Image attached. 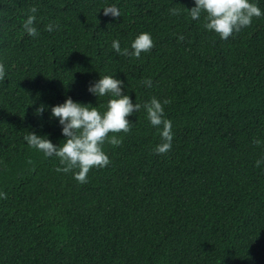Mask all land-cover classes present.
Listing matches in <instances>:
<instances>
[{
  "label": "trees",
  "instance_id": "1",
  "mask_svg": "<svg viewBox=\"0 0 264 264\" xmlns=\"http://www.w3.org/2000/svg\"><path fill=\"white\" fill-rule=\"evenodd\" d=\"M108 4L120 16L105 15ZM33 5L37 37L22 28ZM191 6L0 0V264H264V163L255 166L264 157V15L220 39L188 16ZM50 22L58 30L45 31ZM141 31L153 47L139 58L112 50ZM105 74L133 102L168 99L172 147L155 154L160 138L134 112L130 131L114 134L122 142L103 145L109 164L79 183L23 136L62 143L47 106L71 97L100 107L106 97L86 89Z\"/></svg>",
  "mask_w": 264,
  "mask_h": 264
},
{
  "label": "clouds",
  "instance_id": "2",
  "mask_svg": "<svg viewBox=\"0 0 264 264\" xmlns=\"http://www.w3.org/2000/svg\"><path fill=\"white\" fill-rule=\"evenodd\" d=\"M100 9L105 15L120 16L119 8L115 4H108ZM36 11L33 5L22 23L23 32L30 37L39 35L34 23L37 19L34 15ZM178 11L176 8H169L171 15H176ZM184 11L192 20L202 19V27L215 33L220 39H227L234 32H239L252 22L253 17L264 15L256 0H193V6L184 8ZM43 28L53 32L54 29L58 30L59 25L50 22L44 24ZM177 38L183 39V36L179 35ZM152 47L151 33L146 31L137 33L125 49H121L118 40L111 41L113 51L135 58H139L142 52H148ZM4 75L5 68L3 63H0V78ZM142 84L152 87L150 78H145ZM86 90L95 96L96 100L106 97L100 107L97 103L93 106L74 101L71 97H66L61 103L47 106L49 118L55 119L60 126V133L64 137L62 143L53 144L47 135H38L34 131H26L23 136L28 147L38 150L44 157L58 158L62 167H58L57 171H71L73 179L77 182H87V174L91 168H104L109 164V157L103 149L105 142L118 146L122 138L114 134L129 132L131 122L127 117L141 110L148 125L155 129L160 138L152 151L155 154H164L171 149L172 121L164 111V104L169 102L167 98L161 100L152 96L141 102L136 99L133 102L127 92L123 91V81L113 74L98 75L97 79L87 85ZM45 107L43 104L39 105L34 109V113H42ZM261 163H264V157L256 159L255 166Z\"/></svg>",
  "mask_w": 264,
  "mask_h": 264
}]
</instances>
